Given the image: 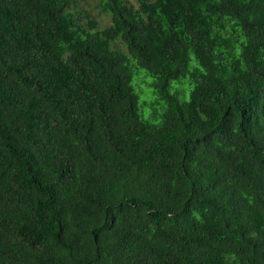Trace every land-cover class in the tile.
Instances as JSON below:
<instances>
[{
	"label": "trees",
	"instance_id": "obj_1",
	"mask_svg": "<svg viewBox=\"0 0 264 264\" xmlns=\"http://www.w3.org/2000/svg\"><path fill=\"white\" fill-rule=\"evenodd\" d=\"M99 1L0 0V264H264V0Z\"/></svg>",
	"mask_w": 264,
	"mask_h": 264
},
{
	"label": "rangeland",
	"instance_id": "obj_2",
	"mask_svg": "<svg viewBox=\"0 0 264 264\" xmlns=\"http://www.w3.org/2000/svg\"><path fill=\"white\" fill-rule=\"evenodd\" d=\"M131 2H136L131 0ZM71 10L77 17L80 25L83 28L88 27L89 20H93L98 24V29H104L110 25V17L101 10V3L99 0H72ZM118 48L125 50L121 44L117 45ZM202 69L198 62L191 58L190 67L188 73L179 86L180 95L183 100H187L190 92L194 86L199 82ZM151 77H146L142 72L137 73L134 76V86L139 95V106L144 116L148 117L155 109L158 113H161L159 107H151L150 102L154 101L155 96L149 83H152ZM152 92V94H151Z\"/></svg>",
	"mask_w": 264,
	"mask_h": 264
}]
</instances>
